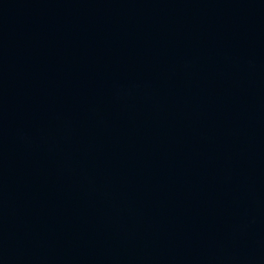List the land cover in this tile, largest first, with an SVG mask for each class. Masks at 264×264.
<instances>
[{"label":"water","instance_id":"95a60500","mask_svg":"<svg viewBox=\"0 0 264 264\" xmlns=\"http://www.w3.org/2000/svg\"><path fill=\"white\" fill-rule=\"evenodd\" d=\"M0 264H264V0H0Z\"/></svg>","mask_w":264,"mask_h":264}]
</instances>
